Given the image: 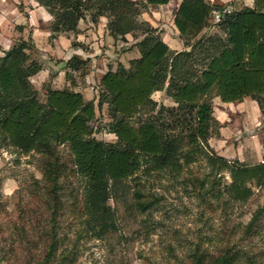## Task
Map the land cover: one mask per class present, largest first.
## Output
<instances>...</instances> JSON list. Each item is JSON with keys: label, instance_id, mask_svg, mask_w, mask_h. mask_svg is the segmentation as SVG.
<instances>
[{"label": "trees", "instance_id": "trees-1", "mask_svg": "<svg viewBox=\"0 0 264 264\" xmlns=\"http://www.w3.org/2000/svg\"><path fill=\"white\" fill-rule=\"evenodd\" d=\"M35 1L53 17L52 37L78 33L79 23L95 11L93 23L107 17L112 38L125 42L131 35L138 40L136 47L141 54L130 61L129 67L120 64L101 78L97 105L81 93L55 90L49 84L45 85L46 101H40L31 77L43 67L31 56V37L29 41H18L0 58V149L45 157L49 171L44 173V183L53 184L52 210L59 203V182L53 178V174L58 175V164L51 160L64 145L70 148L78 172L86 179L88 224L101 236L115 226L109 201L127 180L142 173L147 177L168 174L201 197L219 192L225 206L246 204L254 187L264 186V162L248 165L231 161L218 155L210 145L214 132L219 136L221 128L214 117L216 98L223 103L249 98L257 102L264 115V0H253L254 7L234 9L223 16L217 23L219 34L210 32L214 28L211 17L228 3L182 0L174 17L185 47L182 51L173 50L158 28L139 19L141 6L157 8L171 0ZM137 32L142 38L138 39ZM87 63L73 57L67 65L85 76ZM158 92H165L174 105L159 106L154 99ZM104 105H108L109 115L106 131L116 137V142L94 137L96 107ZM149 109L156 111L154 115L140 119ZM199 165L206 169L207 178L194 174ZM227 176L230 182L225 181ZM34 184L40 182L34 179ZM136 195L146 212L150 207L140 201L141 192L136 191ZM16 228L20 230L18 225ZM243 233L253 235V239L261 238L264 245V205L253 213ZM45 236V256L39 264L51 263L60 251L56 223ZM240 261L264 264V253L258 255L238 246L210 257L208 264ZM195 264L206 262L197 256Z\"/></svg>", "mask_w": 264, "mask_h": 264}, {"label": "rangeland", "instance_id": "rangeland-1", "mask_svg": "<svg viewBox=\"0 0 264 264\" xmlns=\"http://www.w3.org/2000/svg\"><path fill=\"white\" fill-rule=\"evenodd\" d=\"M11 1L19 7L28 3V0H5L4 3L11 4ZM208 1L214 4V0ZM215 2L225 4L220 0ZM228 4L232 11L254 7L253 0H229ZM141 10L140 20L161 8L145 9L141 6ZM12 11L11 15L17 12L13 5ZM175 12L173 2L162 12L160 23L148 21L158 28L162 38L166 34L168 38H175L171 30ZM94 13H88L85 20L89 17L92 21ZM6 18V15L0 17V30L9 28ZM211 25L215 28L212 34H219L214 13ZM0 34L3 32L0 31ZM136 34L138 39L142 38L141 32ZM23 36L18 35L15 40L18 42ZM25 37L29 41V34H25ZM55 38L53 36L51 40ZM175 49H179L177 45ZM120 53L123 52L116 49L108 59L113 62ZM31 56L42 58L35 49L31 50ZM102 56L107 57V53L103 51ZM51 59L57 61L56 58ZM43 60L48 61L44 57ZM45 85L39 89L41 102L46 101ZM92 87L97 89L94 82ZM167 98L165 92L154 96L159 106H167ZM97 99L95 97L96 105ZM155 112L149 109L146 116L141 115L140 119L145 120ZM108 121L106 106H97L96 119L92 124L94 137L116 142V137L106 131ZM213 136H216V132ZM51 162L58 164V175L53 174V178L59 182V203L55 210L51 209L52 181L44 183V173L49 171L45 157L37 153L21 154L12 148L0 149V264H39L45 256V233L55 223L60 251L57 259L48 264H195L197 256H202L208 264L210 257H217L227 249H237L238 246L258 255L264 253L261 238L253 239V235L244 236L243 233V227L251 221L253 213L264 205V186L254 187V194L246 204L228 203L225 206L219 192L201 197L168 174L147 177L142 173L127 180L121 191L109 201L115 214V226L101 236L92 231L88 224L85 207L87 182L78 172L70 148L60 146ZM195 167V175L207 178L206 169H202L201 165ZM34 179L40 184H34ZM225 181L230 182L229 176ZM136 191L143 196L140 201L150 207L146 212L139 205ZM17 225L20 230H17Z\"/></svg>", "mask_w": 264, "mask_h": 264}, {"label": "crops", "instance_id": "crops-1", "mask_svg": "<svg viewBox=\"0 0 264 264\" xmlns=\"http://www.w3.org/2000/svg\"><path fill=\"white\" fill-rule=\"evenodd\" d=\"M0 1V17L7 18L9 28L6 31H0V58L5 55L17 43L15 40L19 35L25 34L33 40V49L37 50L42 58L36 56L43 69L35 76L31 77V82L38 90L43 85L51 84L55 90H71L81 93L88 101H95L99 98V83L101 78L110 70L114 71L122 64L129 67L130 61L140 58L141 54L136 47L138 40L131 35H127L125 42L115 41L110 35L107 24L108 18L100 17L97 23H93L89 17L79 23L78 33L60 34L51 40V25L53 17L35 0H28L24 7L16 6L13 1L11 4ZM222 3H228L229 0H220ZM252 1V0H251ZM176 5V10L182 0H171L168 5L160 6L161 10L153 11L143 19L149 22L160 23L162 12L165 8ZM254 3V1H253ZM12 5L15 6V15H11ZM9 15V16H8ZM171 29L175 38L166 34L164 41L176 51L185 49L183 41L179 37V32L172 24ZM215 28H212V33ZM19 40V41H20ZM177 41L179 43H174ZM179 48L175 49V46ZM121 50L118 58L111 62L108 59L112 53ZM103 51L107 57H103ZM31 53V52H30ZM43 57L48 61H44ZM51 57L56 58L53 61ZM79 57L87 60L86 75L83 76L80 71L72 70L67 63L73 58ZM58 60L60 62H58ZM70 75L69 78L67 75ZM92 82L97 85V89L92 87ZM95 90V91H94ZM162 93V92H158ZM156 93V94H158ZM155 96V95H154ZM167 106H173L170 98L166 99ZM98 101V99H97ZM108 110V105H105ZM214 117L221 124L219 136H213L210 144L219 155L228 160H239L248 165H255L264 162V115L257 102L247 98L237 103H223L219 98L214 100Z\"/></svg>", "mask_w": 264, "mask_h": 264}, {"label": "built area", "instance_id": "built-area-1", "mask_svg": "<svg viewBox=\"0 0 264 264\" xmlns=\"http://www.w3.org/2000/svg\"><path fill=\"white\" fill-rule=\"evenodd\" d=\"M232 12V8L225 7L223 10H215L213 13L215 14V22L220 23L223 19V16H226Z\"/></svg>", "mask_w": 264, "mask_h": 264}]
</instances>
